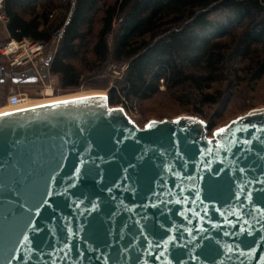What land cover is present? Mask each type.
<instances>
[{
	"label": "water",
	"instance_id": "obj_1",
	"mask_svg": "<svg viewBox=\"0 0 264 264\" xmlns=\"http://www.w3.org/2000/svg\"><path fill=\"white\" fill-rule=\"evenodd\" d=\"M98 97L0 115V264H264V115L208 138Z\"/></svg>",
	"mask_w": 264,
	"mask_h": 264
},
{
	"label": "trees",
	"instance_id": "obj_2",
	"mask_svg": "<svg viewBox=\"0 0 264 264\" xmlns=\"http://www.w3.org/2000/svg\"><path fill=\"white\" fill-rule=\"evenodd\" d=\"M1 15L12 38L45 45L40 66L63 90L127 64L108 88L111 106L149 100L164 83L189 91L203 115L240 74V59L264 77V0H4ZM0 69L2 85L30 71Z\"/></svg>",
	"mask_w": 264,
	"mask_h": 264
},
{
	"label": "rangeland",
	"instance_id": "obj_3",
	"mask_svg": "<svg viewBox=\"0 0 264 264\" xmlns=\"http://www.w3.org/2000/svg\"><path fill=\"white\" fill-rule=\"evenodd\" d=\"M221 19L224 15H219ZM8 33L5 29V21L1 15L0 18V45L8 41ZM57 47V43L54 49ZM53 49H49L51 53ZM240 74L232 81L230 87L224 84L221 89L224 90L223 97L215 105L201 107L203 115L195 114L199 109V105L195 103L194 99L190 101L187 98V93L183 90H168L164 83L160 84L159 94L153 98L145 101H135L115 105L113 107H122L127 114L136 122V124L143 128L150 121L174 120L179 117H194L205 123L208 127V138H213V133L217 129L226 127L231 122L239 117H242L253 110L264 108V77L256 81L254 73H249L246 63H242L240 59ZM7 66L5 58L0 59V65ZM126 68V69H125ZM127 64H112L104 70L103 76H97L86 80V84L79 89L63 90L60 86V81L57 76H52L51 80L54 84V97H65L75 94H90L91 95H108L109 87L114 86L123 80L124 74L127 71ZM43 75L46 74V67L41 68ZM41 85H19L13 84L11 80L6 81L5 84H0V112H11L6 109L8 106V98L12 94H24L28 99L49 102V98L44 96L41 91ZM218 87H215L217 89ZM51 102V101H50ZM41 103V102H40ZM50 104V103H49Z\"/></svg>",
	"mask_w": 264,
	"mask_h": 264
},
{
	"label": "built area",
	"instance_id": "obj_4",
	"mask_svg": "<svg viewBox=\"0 0 264 264\" xmlns=\"http://www.w3.org/2000/svg\"><path fill=\"white\" fill-rule=\"evenodd\" d=\"M4 0H0V18ZM45 45L41 42H33L28 38L15 39L10 38L4 44L0 45V55L5 58L7 64L11 68L23 67L30 68V71L36 74L39 81L36 84L41 85V93L45 94L47 91H52L54 95V84L52 83L49 74L43 77L41 72V60L44 56ZM126 69V68H125ZM46 97V96H45ZM24 94H12L8 98L9 107H17L27 100Z\"/></svg>",
	"mask_w": 264,
	"mask_h": 264
},
{
	"label": "snow or ice",
	"instance_id": "obj_5",
	"mask_svg": "<svg viewBox=\"0 0 264 264\" xmlns=\"http://www.w3.org/2000/svg\"><path fill=\"white\" fill-rule=\"evenodd\" d=\"M86 99H98V100H102V101H107V97H98V98H84V97H81L80 100L83 101V100H86ZM77 101H64V100H61V101H56L54 104L52 105H41L40 107H56L58 105H61V104H69V103H76ZM115 111H122V109H119V110H115ZM12 113H8V112H5V113H0V115H3V116H8V115H11ZM256 114H260V115H264V112L262 113H256V112H250L248 113L249 116H252V115H256ZM245 118L244 117H241L240 120H244ZM237 123V121H233V124ZM150 127V125H149ZM252 127H255V125H252ZM248 129V125H245V128L243 129L244 131H247ZM228 129L227 128H219L217 129V131L215 133H213L214 136H219V135H223ZM239 131V130H238ZM245 144L249 143L247 140L244 141ZM80 170L77 169V172H79ZM241 172L244 171V169H240ZM239 198V197H238ZM248 199L249 201H251V193L248 194ZM177 203H179V201H176ZM45 203H47V201H45ZM256 211H260V209H255ZM243 231V230H242ZM28 237L25 236V240H27ZM171 239V238H170ZM165 244L168 243V241H164ZM243 243V241L241 242ZM250 247V246H249ZM249 255H251L252 253L249 252L248 253ZM163 255V253H162ZM193 260H195L197 257L196 256H192L191 257ZM262 260H264V257H261ZM180 264H183V261L180 262Z\"/></svg>",
	"mask_w": 264,
	"mask_h": 264
},
{
	"label": "bare ground",
	"instance_id": "obj_6",
	"mask_svg": "<svg viewBox=\"0 0 264 264\" xmlns=\"http://www.w3.org/2000/svg\"><path fill=\"white\" fill-rule=\"evenodd\" d=\"M45 95L47 97H49V98H52V99H49L51 102L50 101L49 102H44V101L27 99L20 106H17V107H9V106H7L6 109H10L11 112H13V111H18V110H22V109L32 108V107H36V106L46 105V104H49V103H55L56 101H61V100L67 101V100H71V99H78V98H81V97H89L90 96V94H75V95L55 98L53 93H52V91H50V90L47 91V93ZM91 96H98V95H91ZM4 110L2 109L0 113H5V112H3Z\"/></svg>",
	"mask_w": 264,
	"mask_h": 264
},
{
	"label": "flooded vegetation",
	"instance_id": "obj_7",
	"mask_svg": "<svg viewBox=\"0 0 264 264\" xmlns=\"http://www.w3.org/2000/svg\"><path fill=\"white\" fill-rule=\"evenodd\" d=\"M20 75H21V74H20ZM18 76H19V75H18ZM19 77H20V76H19ZM24 79H25V78H23V77L21 78V77H20V78L18 79V82L15 83V84H19V85H33V84H25V83L23 82ZM3 82H4V81H3ZM3 82H1V80H0V83H3Z\"/></svg>",
	"mask_w": 264,
	"mask_h": 264
},
{
	"label": "crops",
	"instance_id": "obj_8",
	"mask_svg": "<svg viewBox=\"0 0 264 264\" xmlns=\"http://www.w3.org/2000/svg\"><path fill=\"white\" fill-rule=\"evenodd\" d=\"M8 38L10 39V38H12V37L8 34Z\"/></svg>",
	"mask_w": 264,
	"mask_h": 264
}]
</instances>
